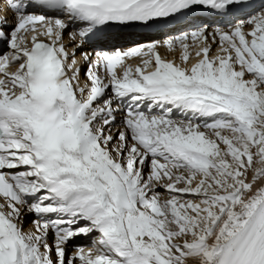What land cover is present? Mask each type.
I'll use <instances>...</instances> for the list:
<instances>
[{
  "label": "snow or ice",
  "instance_id": "obj_1",
  "mask_svg": "<svg viewBox=\"0 0 264 264\" xmlns=\"http://www.w3.org/2000/svg\"><path fill=\"white\" fill-rule=\"evenodd\" d=\"M8 9L0 264H264V4L8 0ZM201 10L247 18L84 52L82 81L85 38ZM26 214L37 217L31 228ZM80 236L92 246L69 255Z\"/></svg>",
  "mask_w": 264,
  "mask_h": 264
},
{
  "label": "bare ground",
  "instance_id": "obj_2",
  "mask_svg": "<svg viewBox=\"0 0 264 264\" xmlns=\"http://www.w3.org/2000/svg\"><path fill=\"white\" fill-rule=\"evenodd\" d=\"M252 1V0H251ZM257 3L255 5H258V8L256 9L255 8V11H260V6L262 4H264V0H260L259 2L256 1ZM5 1L4 0H0V15H3V16H6L9 20V22L11 23L12 22V17H13V13L11 12V10H7L6 12H4V10L2 9L3 8V5H4ZM246 11H250V10H246ZM239 17V19H246V15L240 13L237 15ZM236 16V17H237ZM237 18L231 22H222L221 20H218V19H211V18H205L202 20V22H200V24L198 25H193L192 24V27H190L191 29H188V28H183V29H179L178 31L176 32H170L168 34H164V35H161V36H158L156 38H148L146 40H143L141 43L143 44H146L148 42H151V41H156V40H159V41H164L168 38H171V37H175L177 35H180L181 33L183 32H191L193 31L192 28H199V27H207L209 30H212V29H215L217 27H220V28H229L231 25H234L235 23H237ZM75 27H69L68 30L69 33L73 32L72 30L74 29ZM217 40H218V37H217ZM68 41V45H69V50H71L72 47H74L73 44L69 43V40H68V35L66 34L65 36V42ZM125 43V44H124ZM133 44H136L135 43H130V42H122V45H121V48L122 49H127V48H130L129 46L133 45ZM212 47L214 49L218 48L219 45L218 43L217 44H213ZM9 49L6 48L4 50V52L8 51ZM161 51V54L164 55V56H167L168 58H173L174 56H178V53H170L166 50V48H161L160 49ZM2 52V54L4 53ZM84 52H89V53H92V49L88 48L86 45H83L81 46L78 50H77V58L80 59V63L83 61V65L81 66V78H82V81L83 80H87V77L85 75V71L87 72V69H88V64L82 59V53ZM95 52V51H94ZM95 57L93 56V59ZM133 64L137 63L138 61L137 60H133L131 61ZM120 114L117 115V121L116 123L120 122ZM116 123H115V126L113 128V132L115 133L116 129L118 128V126H116ZM37 217L35 216V214H26V217H25V220H26V228H31L32 227V221L34 219H36ZM81 241H83V243H88V242H91V237H81ZM50 242H51V238H50ZM73 246V241L71 242V244L69 245V250H72V247ZM72 252V251H71ZM71 254V253H70Z\"/></svg>",
  "mask_w": 264,
  "mask_h": 264
},
{
  "label": "rangeland",
  "instance_id": "obj_3",
  "mask_svg": "<svg viewBox=\"0 0 264 264\" xmlns=\"http://www.w3.org/2000/svg\"><path fill=\"white\" fill-rule=\"evenodd\" d=\"M7 47L4 48V50L6 49ZM119 123V122H118ZM116 126H118V128H120L121 126H119L118 124H116ZM72 250H70V253H71ZM69 252V251H68ZM69 253V255H70Z\"/></svg>",
  "mask_w": 264,
  "mask_h": 264
}]
</instances>
